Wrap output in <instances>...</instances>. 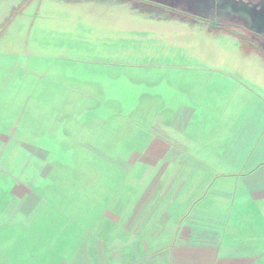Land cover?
<instances>
[{
  "label": "crops",
  "instance_id": "0c3cea01",
  "mask_svg": "<svg viewBox=\"0 0 264 264\" xmlns=\"http://www.w3.org/2000/svg\"><path fill=\"white\" fill-rule=\"evenodd\" d=\"M28 6L0 24V264H264V57L173 11L146 59L96 57Z\"/></svg>",
  "mask_w": 264,
  "mask_h": 264
},
{
  "label": "rangeland",
  "instance_id": "374dc122",
  "mask_svg": "<svg viewBox=\"0 0 264 264\" xmlns=\"http://www.w3.org/2000/svg\"><path fill=\"white\" fill-rule=\"evenodd\" d=\"M210 1L213 0H0V24L6 16H12L13 12H21L23 10L22 8L30 4L24 10L26 11L25 16L33 12V10L35 13L37 12V14H39L38 17H36L37 23L35 24V28L44 27V32L47 35L49 33L55 34L51 32L52 27L59 26L63 30L66 29L64 32L67 35H64V39L60 42H63L67 48L74 50L80 49L89 53L94 52V56L96 57H103L104 52H106V55L110 54L111 58L126 56L128 57L129 63H136L139 59L144 60L146 57H149V54H147L149 50L146 51V46L144 45V42L147 41V37L150 38L156 34L158 43H166L168 40H165V38L168 36L157 35V33L159 31L163 33L167 31L161 28H169L170 26L180 24L178 22L174 23L173 21L167 22L163 19L168 16L169 18L175 16L172 13H168L169 11L183 16L177 15L175 16L176 19L190 18L193 21L197 19L202 20V18L212 19L213 11L211 10ZM254 1L257 3L258 0ZM108 2H111L112 5H107L106 3ZM119 4L121 6H115ZM126 9L128 10V14L124 11ZM142 10H158L160 17L157 19L161 21L152 22V18L148 16L142 17V13L140 12ZM18 18L14 21L15 29L13 30H17V32L18 27H20L18 23L22 22V19ZM154 18H156V16H154ZM246 20L239 21L247 24L248 22H246ZM235 22H238V20ZM153 28H156V31H154L152 35L151 31ZM145 31L151 33H146ZM232 31L234 34H237V36L247 41H254L250 38V35H246L242 30L234 29ZM34 32V36L36 34H41L37 30ZM75 32H79L78 35L83 38H77V40L73 41L71 38L75 37ZM150 41L151 46H153V41L151 39ZM200 41L203 43L208 42L206 49H203V51L207 52L204 56H215V50L210 41ZM220 41L221 40H218L217 42ZM255 41L260 44L262 43V41ZM158 47L159 46L156 45L153 50L155 53L153 57H166L168 50L165 47L157 49ZM139 51L140 55H138ZM224 51L226 52V50ZM200 54V56L203 55L201 52ZM228 56L229 59L234 57V59L240 62L241 58L249 57L250 54L246 53L245 49L242 48L241 52L237 55L224 54L225 58ZM236 67H239L241 70L236 71V68H234L232 72H248L244 66L236 65ZM251 72L259 73L260 70L252 67ZM1 184L0 190H3L4 182L1 181ZM3 204L4 203H2V205Z\"/></svg>",
  "mask_w": 264,
  "mask_h": 264
},
{
  "label": "flooded vegetation",
  "instance_id": "af4514ba",
  "mask_svg": "<svg viewBox=\"0 0 264 264\" xmlns=\"http://www.w3.org/2000/svg\"><path fill=\"white\" fill-rule=\"evenodd\" d=\"M210 5L214 13L213 18H202V21H205L210 28L221 31L227 28V26L233 25L234 29L242 30L246 35H250L252 40L262 41L264 44V0H258L257 3L254 0H213L210 1ZM222 13H232L236 17L232 19H221L220 16ZM236 20L238 22H235ZM239 20H246L248 23L244 24ZM254 41L248 42L264 55V45L256 41L255 43Z\"/></svg>",
  "mask_w": 264,
  "mask_h": 264
},
{
  "label": "trees",
  "instance_id": "16d2710c",
  "mask_svg": "<svg viewBox=\"0 0 264 264\" xmlns=\"http://www.w3.org/2000/svg\"><path fill=\"white\" fill-rule=\"evenodd\" d=\"M17 13H18V12H17ZM17 13H16V12H13L12 16L6 20V23H8V22L10 21V19H11L14 15H16ZM232 29H234V26H233V25H230V26H227V28H225V29H223V30H221V31H222L223 33H228V34H232V35H234V36H237V34H234V32L232 31ZM237 37L241 40V43H242V45H243V48H244L246 51H250V50H251V44H249V42H248L246 39H244V38H242V37H239V36H237ZM254 49H255V48H254ZM255 50H256V49H255ZM256 51H258V53H259L261 56L264 57V55L262 54L261 51H259V50H256Z\"/></svg>",
  "mask_w": 264,
  "mask_h": 264
}]
</instances>
